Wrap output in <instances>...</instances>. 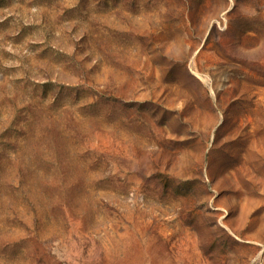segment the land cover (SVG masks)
Here are the masks:
<instances>
[{
  "label": "rangeland",
  "instance_id": "rangeland-1",
  "mask_svg": "<svg viewBox=\"0 0 264 264\" xmlns=\"http://www.w3.org/2000/svg\"><path fill=\"white\" fill-rule=\"evenodd\" d=\"M0 264H264V0H0Z\"/></svg>",
  "mask_w": 264,
  "mask_h": 264
}]
</instances>
